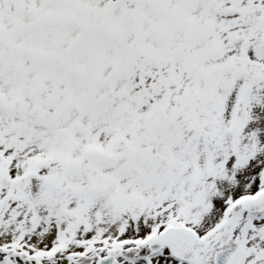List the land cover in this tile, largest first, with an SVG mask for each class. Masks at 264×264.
Instances as JSON below:
<instances>
[{
	"label": "snow or ice",
	"instance_id": "1",
	"mask_svg": "<svg viewBox=\"0 0 264 264\" xmlns=\"http://www.w3.org/2000/svg\"><path fill=\"white\" fill-rule=\"evenodd\" d=\"M0 264H264V0H0Z\"/></svg>",
	"mask_w": 264,
	"mask_h": 264
}]
</instances>
